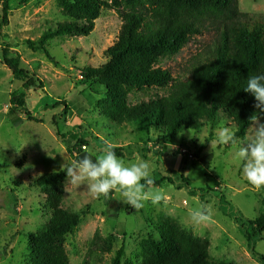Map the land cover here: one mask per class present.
<instances>
[{
  "label": "rangeland",
  "instance_id": "1",
  "mask_svg": "<svg viewBox=\"0 0 264 264\" xmlns=\"http://www.w3.org/2000/svg\"><path fill=\"white\" fill-rule=\"evenodd\" d=\"M238 8L246 15L242 20L248 27L264 24V0H238ZM65 21L56 0H30L26 5L13 1L9 25L2 30L0 54L4 43L10 46L21 57V67L36 74L43 87L25 92L22 82L0 62V264H30L29 235L49 219L50 211L32 179L66 170L86 156L95 160L105 141L126 163L139 154L150 164V178L159 184L145 185L144 206L137 209L115 192L97 197L88 182L76 186L68 178L63 207L80 215L78 227L64 244L70 264H111L120 249L124 264H139V243L149 235L156 237L154 225L159 214L169 215L195 236L207 238L214 260L264 264V234L248 242L245 227L236 222L252 221L264 213V187L257 189L244 178L238 145L217 142L221 127L234 126L220 118L197 133L183 131L174 140L165 141L160 138L163 132L151 125L111 123L96 107L101 87L94 85L93 90L85 85L79 71L107 61L104 52L117 39L120 15L114 9L105 10L90 35L50 41L47 52L52 63L43 52H33L24 44L25 40L38 41ZM216 37L212 29L203 31L159 66L174 78L185 79L191 63L209 50ZM13 92L25 94V110L42 123L28 121L24 109L9 114ZM148 97L134 94L130 102L147 101ZM259 123L264 121L256 119L244 140ZM82 140L86 144L73 148ZM201 207L210 209L211 218L195 224L190 212ZM96 232L115 239L111 253L91 247Z\"/></svg>",
  "mask_w": 264,
  "mask_h": 264
},
{
  "label": "trees",
  "instance_id": "2",
  "mask_svg": "<svg viewBox=\"0 0 264 264\" xmlns=\"http://www.w3.org/2000/svg\"><path fill=\"white\" fill-rule=\"evenodd\" d=\"M13 1L26 5L30 0H0V39L9 25ZM56 5L66 21L36 42L24 41L33 52H43L51 63L47 52L50 41L90 35L105 10L114 9L120 15L117 39L104 52L107 61L79 71L85 85L101 87L102 97L96 107L111 123L148 124L163 132L160 138L168 141L183 131L197 133L220 118L234 126L238 140H244L252 117L264 121L258 102L244 91L248 77L264 74V24L248 27L238 0H56ZM209 29L217 33L216 40L191 63L185 79L174 78L159 66L161 60L177 55L192 37ZM3 46L0 62L22 82V89H41L43 83L37 75L21 67V57L10 46ZM156 90L159 93L152 94ZM134 94L149 97L131 103ZM9 101V114L24 109L28 121L42 123L25 110L24 93H11ZM65 109L67 112L69 108L65 105ZM82 143L86 144L77 141L73 148ZM73 148L68 149L70 154ZM67 180L64 169L31 181L39 188L50 216L29 235L30 264H70L64 244L67 235L78 227L80 215L63 207ZM158 184L152 182L153 186ZM236 222L245 227L248 242L264 234V213L252 221ZM154 230L156 237L149 235L139 243V264H234L212 259L208 239L195 236L169 215L159 214ZM114 243L112 236L104 238L96 232L91 247L111 253ZM123 258L120 249L111 264H124Z\"/></svg>",
  "mask_w": 264,
  "mask_h": 264
},
{
  "label": "clouds",
  "instance_id": "3",
  "mask_svg": "<svg viewBox=\"0 0 264 264\" xmlns=\"http://www.w3.org/2000/svg\"><path fill=\"white\" fill-rule=\"evenodd\" d=\"M244 91L255 98L258 102L257 107L264 112V74L248 77ZM251 119L256 122L255 117ZM236 131L231 127H221L217 142L224 145H238L237 156L242 164L244 178L251 186L262 188L264 187V123H259L252 129L246 140H238ZM66 177L76 186L88 182L90 192L97 197L115 192L125 204L137 209L144 206L145 185L153 182L150 178L149 162L136 154L133 162L126 163L116 155L107 141L95 160L86 156L68 166ZM190 218L195 224L207 222L211 218L210 209L205 207L193 209Z\"/></svg>",
  "mask_w": 264,
  "mask_h": 264
},
{
  "label": "built area",
  "instance_id": "4",
  "mask_svg": "<svg viewBox=\"0 0 264 264\" xmlns=\"http://www.w3.org/2000/svg\"><path fill=\"white\" fill-rule=\"evenodd\" d=\"M182 152H184V151H182ZM185 154V153H184Z\"/></svg>",
  "mask_w": 264,
  "mask_h": 264
},
{
  "label": "crops",
  "instance_id": "5",
  "mask_svg": "<svg viewBox=\"0 0 264 264\" xmlns=\"http://www.w3.org/2000/svg\"><path fill=\"white\" fill-rule=\"evenodd\" d=\"M10 100V99H9Z\"/></svg>",
  "mask_w": 264,
  "mask_h": 264
}]
</instances>
